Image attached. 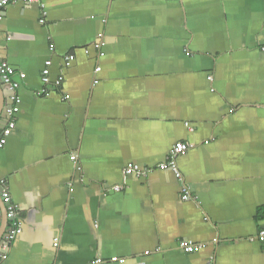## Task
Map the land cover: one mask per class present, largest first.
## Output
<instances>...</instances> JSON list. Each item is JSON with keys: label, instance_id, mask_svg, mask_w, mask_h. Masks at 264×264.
Segmentation results:
<instances>
[{"label": "crops", "instance_id": "0c3cea01", "mask_svg": "<svg viewBox=\"0 0 264 264\" xmlns=\"http://www.w3.org/2000/svg\"><path fill=\"white\" fill-rule=\"evenodd\" d=\"M0 51V264H264V0H18Z\"/></svg>", "mask_w": 264, "mask_h": 264}, {"label": "built area", "instance_id": "2783aa9c", "mask_svg": "<svg viewBox=\"0 0 264 264\" xmlns=\"http://www.w3.org/2000/svg\"><path fill=\"white\" fill-rule=\"evenodd\" d=\"M16 1L18 0H0V23L4 20V9L7 8L10 4L15 3ZM22 1L25 3L41 2V0H22ZM43 22L44 20H42V23ZM103 45H104L103 43L98 44L97 47L101 48L103 47ZM101 55L103 56L104 53H101ZM67 64H70V62H68ZM51 65H52L51 61H46L45 68L42 71V81L45 85H49L51 83V77H50ZM101 70H102L101 67H98L96 69V72L98 73ZM16 74L17 73L15 69L11 67L4 60L3 55L0 51V75L4 80V83L9 87L10 91L12 92L11 100L13 102V106L7 109L6 111V113L8 114L10 118L8 127L0 132V148L6 146L8 137L12 133V130L15 128V125H16L15 115L19 112V106L21 103V98L19 97L17 93L18 89L20 88V83L14 80V76ZM19 76L21 79L26 78V74H20ZM61 83H62L61 79H58L55 82L56 87H60ZM96 83H98L97 80H96ZM41 93L46 96H49V93L47 92L45 88L41 91ZM64 98L66 100H69L70 96L66 95ZM192 148H194V146L189 143L180 142V143L175 144L168 154L167 162L160 165L161 170L171 169L175 173L176 178L182 183L184 182L182 184L181 193H182V199L186 201L192 199L193 194L190 189V186L185 183L183 175L181 171L179 170L178 159L186 155ZM76 158H77L76 155H72L71 160L75 161ZM150 172L151 171L149 168H141L138 165H134V164H129L126 168V175H137L141 177H146L147 175H149ZM115 189L120 190L122 188L116 187ZM3 198L8 204V218L15 221V224H14L15 229L13 230L12 233L14 235L20 234L22 232L21 223L17 220L16 209L14 205L12 204V200H11L9 193L5 191L3 193ZM259 235H260V240L264 243V227L260 230ZM180 247L187 253H195L201 249V246L194 245L193 243L188 242V241H182L180 243ZM113 261H118V258H114ZM102 262H103V259H98L96 261V264H101Z\"/></svg>", "mask_w": 264, "mask_h": 264}, {"label": "water", "instance_id": "95a60500", "mask_svg": "<svg viewBox=\"0 0 264 264\" xmlns=\"http://www.w3.org/2000/svg\"><path fill=\"white\" fill-rule=\"evenodd\" d=\"M6 216H7V213H6Z\"/></svg>", "mask_w": 264, "mask_h": 264}]
</instances>
